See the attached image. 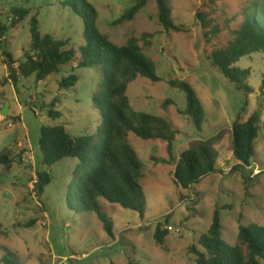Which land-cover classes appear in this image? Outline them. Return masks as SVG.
I'll return each mask as SVG.
<instances>
[{"label":"rangeland","instance_id":"obj_1","mask_svg":"<svg viewBox=\"0 0 264 264\" xmlns=\"http://www.w3.org/2000/svg\"><path fill=\"white\" fill-rule=\"evenodd\" d=\"M62 1L0 0V20L7 24L13 7L29 11L6 42H0V154L10 150L13 160L9 167L0 165V264H196L190 248L207 233L217 208L222 210L223 239L246 252L238 239L240 226H264V53L251 54L237 64L249 72L251 94L238 91L209 57L234 39L253 0H168L181 32L161 26L156 0H147L132 21L122 24L116 23L137 0H88L98 12L97 28L103 35L117 46L130 38L144 40V54L156 63L161 82L138 78L129 85L127 95L134 110L164 118L177 129L172 157L167 143L129 134L127 143L144 164L140 185L147 212L141 218L101 199L103 212L114 222V238L107 235L97 214L78 213L69 206L68 186L74 181L77 160L66 159L49 169L39 146L46 126L63 125L75 137L97 133L101 117L93 98L103 90L102 73L96 68L76 69L78 56L76 63L45 81H37L36 76L22 79L18 91L6 81L4 52L15 61L23 60L30 51L33 17L38 18L42 35L67 41L68 48L77 51L85 44L82 20ZM215 29L219 31L212 33ZM71 75L78 76L77 85L62 87L61 82ZM171 81L186 82L196 92L206 114L202 131L183 114L186 95L173 88ZM54 100L58 101L54 109L61 113L55 122L48 117ZM6 105L9 112L4 115ZM256 112L261 114L256 156L251 167L234 172L233 123L244 122ZM218 135L221 172L189 190L178 186L175 170L180 155L192 143ZM45 171L51 172L52 182L39 196L38 174ZM159 225L169 230L165 247L155 241Z\"/></svg>","mask_w":264,"mask_h":264},{"label":"trees","instance_id":"obj_2","mask_svg":"<svg viewBox=\"0 0 264 264\" xmlns=\"http://www.w3.org/2000/svg\"><path fill=\"white\" fill-rule=\"evenodd\" d=\"M146 2L137 0V4L116 24L132 21ZM156 2L161 26L166 31H183L172 19L169 1ZM61 4L82 20L85 44L77 51L68 48L67 41L59 40L51 34L42 35L38 18L33 17L29 22L30 51L24 55L23 60L15 61L12 54L4 52V63L8 69L6 81L11 82L18 91L22 79L36 76L37 81H45L60 73L64 66L76 63L78 56L80 60L76 69L96 68L102 73L103 90L93 98L101 117L97 133L75 137L63 125L46 126L41 129L39 146L43 164L49 169L66 159L77 160L78 165L73 172L74 181L68 186L69 206L78 213L97 214L107 235L114 238V222L103 212L101 199L134 211L141 218L147 212L146 197L140 185V180L145 178L144 164L138 153L127 143L129 134L144 141L167 143L172 157L177 129L164 118L135 111L127 95L129 85L138 78L148 79L152 83L162 81L157 74L156 63L144 54V40L130 38L124 46H117L97 28L98 12L88 0H64ZM28 15L27 9L13 7L10 24L0 20V42H6L10 31L16 30ZM200 19L203 23V19L197 15V21ZM218 31L215 29L212 33ZM255 53H264V0H253L234 39L227 47L213 51L209 60L238 91L251 94L253 89L247 84L249 72L237 64ZM78 81L77 75H71L64 78L61 86L73 88ZM170 85L186 95L187 108L183 114L192 119L197 131H202L206 114L192 86L182 81H171ZM57 102L54 100L48 111V117L53 122L61 118V113L54 109ZM260 131V112L254 113L244 122L237 120L233 123L231 152L237 161L234 172H243L251 167ZM220 138L218 135L210 140L196 141L180 155L175 170V183L178 186L189 190L221 172L219 152L216 149ZM12 163L10 150L0 154V165L9 167ZM38 178L37 191L40 196L51 184L52 174L45 171L39 173ZM221 211L219 208L215 210L207 233L198 239L197 245L190 248V254L196 257V264H264V226H240L238 239L246 247L245 252L240 246H231L223 239ZM2 233L3 225L0 223V236ZM168 236V228L157 226V245L165 247Z\"/></svg>","mask_w":264,"mask_h":264},{"label":"water","instance_id":"obj_3","mask_svg":"<svg viewBox=\"0 0 264 264\" xmlns=\"http://www.w3.org/2000/svg\"><path fill=\"white\" fill-rule=\"evenodd\" d=\"M8 112H9V106L6 105L5 108H4V110H3V113H4V115H7Z\"/></svg>","mask_w":264,"mask_h":264},{"label":"built area","instance_id":"obj_4","mask_svg":"<svg viewBox=\"0 0 264 264\" xmlns=\"http://www.w3.org/2000/svg\"><path fill=\"white\" fill-rule=\"evenodd\" d=\"M37 181H35V183H36Z\"/></svg>","mask_w":264,"mask_h":264}]
</instances>
